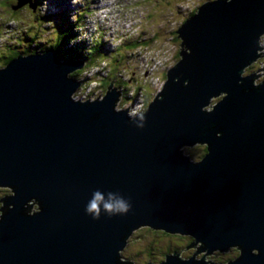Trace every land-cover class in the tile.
<instances>
[{"label": "water", "instance_id": "obj_1", "mask_svg": "<svg viewBox=\"0 0 264 264\" xmlns=\"http://www.w3.org/2000/svg\"><path fill=\"white\" fill-rule=\"evenodd\" d=\"M176 35L178 61L133 117L115 81L72 99L83 62L0 68V264H133L122 252L144 227L192 239L158 264H264V71L246 72L264 57V0H208ZM96 189L131 210L93 219Z\"/></svg>", "mask_w": 264, "mask_h": 264}, {"label": "rangeland", "instance_id": "obj_2", "mask_svg": "<svg viewBox=\"0 0 264 264\" xmlns=\"http://www.w3.org/2000/svg\"><path fill=\"white\" fill-rule=\"evenodd\" d=\"M20 1L23 0H0V52L6 45L13 47L16 40L24 38L28 32L36 31L41 44H45L46 40L55 34L51 31L53 27L50 23H46L48 17L52 22L63 16L72 21L77 13H84L85 25L81 28V31L85 32L84 37L87 39L96 37L95 41L104 38L108 43L106 48L110 53L108 55L110 61L116 54L118 56L119 52H124L127 57L126 61L117 59L118 66L107 65L109 59L97 61L98 67L87 68L86 77L89 78L94 71L103 74L113 72L117 78L127 83H124L126 99L120 98L116 109L122 110L132 105L131 112L138 113L139 110L146 109V103L150 102L162 88L165 80L164 71L179 59L180 41L176 30L190 12L208 0H77L76 3H73V0H32L37 4L38 13L36 10L33 12L28 3ZM19 3L23 8L18 7ZM15 8L19 10L16 11ZM46 15L48 17L44 18ZM134 37H141L146 44L141 47L138 43V48L134 51L120 48L116 53L119 45ZM262 41L264 42V35L261 37ZM251 66L252 70H262L264 57ZM3 67L0 64V68ZM97 80L93 78L85 82L84 73L81 72L77 82L82 86L77 88L72 99L84 102L89 99L80 95L86 93L91 96L92 92L97 97L102 95L107 88H102ZM114 87L120 89V84L115 83ZM134 97L137 100H134ZM10 193L9 189L0 188V198ZM188 243L189 240L185 236L166 235L144 227L133 232L122 256L133 264H158L160 260H164V252L167 254L173 251L182 252Z\"/></svg>", "mask_w": 264, "mask_h": 264}, {"label": "trees", "instance_id": "obj_3", "mask_svg": "<svg viewBox=\"0 0 264 264\" xmlns=\"http://www.w3.org/2000/svg\"><path fill=\"white\" fill-rule=\"evenodd\" d=\"M31 3L35 4L34 1ZM35 5H36L35 8L31 7V10L33 12H35L36 10V13H38L37 4ZM196 9L190 12L187 15V17L194 14ZM84 15H85L84 13H77V15L74 16L72 21H69L66 16H63L62 18H59V20H56L55 22H52V19H50V17L46 15L44 17V18L48 17L46 19L47 20L46 23L47 22L50 23V25L53 27L51 31L55 33L52 36V38L46 40L45 44H41V41L38 38L36 31L28 32L27 34L24 35V38L17 39L16 44L13 47H9L8 45H6L3 51L0 52L1 66H5L9 61L17 58L19 55L29 56L35 53H45L47 51H53L55 55H57L56 57L63 61H75V62L84 63L83 68L81 70H77V72H74L70 75L72 78H74L77 81L79 79V74L81 72L84 73L85 70L87 71V68L89 66L97 67L98 65L96 63L97 61L100 62L103 61V59H109L108 55H110L109 51H107L106 48V45L108 43L104 41V39H102L101 41H95L96 37L87 39L80 32L79 29L84 27L85 25L83 24ZM187 17H185V19ZM141 41H142L141 37H134V39L130 41L125 40L121 45H119L116 48L117 49L116 53L118 52V50H120V48L122 49L129 48L128 49L129 51H134L135 49L138 48L139 44H141V47L146 44L145 41L142 42ZM103 56L105 58H103ZM118 56L116 54L115 56H113L114 58L111 61L109 59L107 65L118 66L117 63L119 60L117 59L121 58L124 61H126L127 59L126 54L124 52H119ZM99 79H101L102 81H98L97 83L101 85L102 88H107L111 81H115V83H119L120 89L119 88L117 89L122 92L123 98H125L124 96L127 91L124 88L127 83L124 80L117 78L116 75L111 71H109L104 77H101ZM85 82H89V80H85ZM96 96L97 95H94V93L92 92L90 98H95ZM133 99L135 100L136 98L134 97ZM148 103L149 102L146 103L145 108L147 107ZM202 147H203L202 150L204 151L205 154L206 148L204 146ZM165 254L167 253L164 252V256Z\"/></svg>", "mask_w": 264, "mask_h": 264}, {"label": "clouds", "instance_id": "obj_4", "mask_svg": "<svg viewBox=\"0 0 264 264\" xmlns=\"http://www.w3.org/2000/svg\"><path fill=\"white\" fill-rule=\"evenodd\" d=\"M76 2L77 0H73V3ZM137 127H143V124ZM130 210V200L123 197L119 192L109 191L107 192V198H105V195L99 189L92 192L91 198L85 206V213L91 215L93 219H99L101 212L111 217L127 214Z\"/></svg>", "mask_w": 264, "mask_h": 264}, {"label": "flooded vegetation", "instance_id": "obj_5", "mask_svg": "<svg viewBox=\"0 0 264 264\" xmlns=\"http://www.w3.org/2000/svg\"><path fill=\"white\" fill-rule=\"evenodd\" d=\"M253 69V66H251L250 68H248L247 69V72L248 71H252L253 73H256L257 75H259L258 76V78L256 79V82L257 81H260V80H262L261 78H259V77H261V74H260V72H262V71H264V68L262 69V70H252ZM264 75V74H263ZM154 231V230H153ZM156 232H160V233H163V234H166V233H164V232H161V231H156ZM166 235H169V234H166ZM188 240H189V243H188V246H187V248L190 246V244L192 243V239L190 238V237H188V236H185ZM190 249H192L193 251H194V249L193 248H190ZM232 250H234L235 252H237L236 251V249H232ZM193 251L191 252V254L193 253ZM229 252V251H228ZM227 252V253H228ZM220 254H222V253H220ZM166 255V254H165ZM200 256V255H199ZM236 256V255H235ZM234 255H232L231 257H229L228 258V260H230V259H233L234 257H235ZM227 260V261H228ZM160 261H162V260H160Z\"/></svg>", "mask_w": 264, "mask_h": 264}, {"label": "built area", "instance_id": "obj_6", "mask_svg": "<svg viewBox=\"0 0 264 264\" xmlns=\"http://www.w3.org/2000/svg\"><path fill=\"white\" fill-rule=\"evenodd\" d=\"M263 48H264V44H263ZM263 52H264V49H263ZM101 77H103V73H100L99 71H94V72H92V75H89V81L91 80V79H95V78H97L98 80L97 81H99V78H101ZM92 90V89H91ZM80 96H85V98L86 99H90V96H88L86 93L84 94V95H80ZM126 109V108H125ZM119 110V109H118ZM127 110V109H126ZM142 111H139L138 113H141ZM138 113H136V115H138ZM133 117V116H132Z\"/></svg>", "mask_w": 264, "mask_h": 264}, {"label": "bare ground", "instance_id": "obj_7", "mask_svg": "<svg viewBox=\"0 0 264 264\" xmlns=\"http://www.w3.org/2000/svg\"><path fill=\"white\" fill-rule=\"evenodd\" d=\"M261 43H263L264 44V42L262 41ZM263 46V45H262ZM57 56V55H56ZM93 67V66H92ZM94 67H96V66H94ZM98 67V66H97ZM99 67H101V66H99ZM86 70H85V72H84V80H89V78H87L86 77ZM106 74H103V77L105 76ZM103 79V78H102ZM159 92V91H158ZM85 97V96H84ZM97 97V96H96ZM92 99V98H91ZM135 100H137V99H135ZM79 101V100H78ZM131 105H129V107H130ZM128 107V108H129ZM133 107V106H132ZM132 107H131V109L128 111V114L130 115V116H135L136 115V113H132L131 111H132ZM128 108H126V109H128ZM143 110H145V109H143ZM143 110H142V112H143ZM139 111H141V110H139ZM141 112V113H142ZM138 114H140V113H138Z\"/></svg>", "mask_w": 264, "mask_h": 264}]
</instances>
